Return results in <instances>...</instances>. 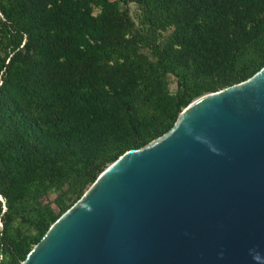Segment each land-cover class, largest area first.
<instances>
[{
    "label": "trees",
    "instance_id": "16d2710c",
    "mask_svg": "<svg viewBox=\"0 0 264 264\" xmlns=\"http://www.w3.org/2000/svg\"><path fill=\"white\" fill-rule=\"evenodd\" d=\"M262 67L264 0H0V264L191 101Z\"/></svg>",
    "mask_w": 264,
    "mask_h": 264
},
{
    "label": "water",
    "instance_id": "95a60500",
    "mask_svg": "<svg viewBox=\"0 0 264 264\" xmlns=\"http://www.w3.org/2000/svg\"><path fill=\"white\" fill-rule=\"evenodd\" d=\"M20 264H264V67L109 164Z\"/></svg>",
    "mask_w": 264,
    "mask_h": 264
},
{
    "label": "rangeland",
    "instance_id": "374dc122",
    "mask_svg": "<svg viewBox=\"0 0 264 264\" xmlns=\"http://www.w3.org/2000/svg\"><path fill=\"white\" fill-rule=\"evenodd\" d=\"M127 8H128V13H129V16L131 17V19L133 21H136V18L138 16V10H137L136 6L133 4H129L127 6ZM168 89L170 91L174 90V85H173V81L171 78H168ZM53 197H54V194H49L46 198L42 199L41 201H42V203H45L47 201H50Z\"/></svg>",
    "mask_w": 264,
    "mask_h": 264
}]
</instances>
